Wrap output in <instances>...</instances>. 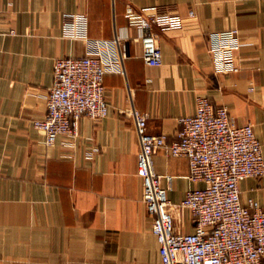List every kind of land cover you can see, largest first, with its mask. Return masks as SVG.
<instances>
[{
    "label": "crops",
    "instance_id": "obj_1",
    "mask_svg": "<svg viewBox=\"0 0 264 264\" xmlns=\"http://www.w3.org/2000/svg\"><path fill=\"white\" fill-rule=\"evenodd\" d=\"M128 7L196 18L157 31L162 64L154 67L142 60ZM230 29L239 34L238 70L215 74L206 36ZM74 33L126 40L125 74L103 78L105 118L81 117L73 143L58 136L47 147L32 121L45 113L54 60L86 54ZM198 95L226 106L237 125L251 124L264 157V0H0V264H160L129 109L148 115L149 133L172 140ZM152 161L156 174L171 176L161 182L172 204L203 186L189 181L185 158L158 149ZM239 196L264 207V176L241 180ZM169 211L174 232L193 231L187 209Z\"/></svg>",
    "mask_w": 264,
    "mask_h": 264
},
{
    "label": "built area",
    "instance_id": "obj_2",
    "mask_svg": "<svg viewBox=\"0 0 264 264\" xmlns=\"http://www.w3.org/2000/svg\"><path fill=\"white\" fill-rule=\"evenodd\" d=\"M126 18L139 32L142 60L148 66L162 64L156 45L157 31L181 28L187 18L170 14H143L131 7ZM81 37L87 45L79 57L56 58L52 85L45 99L43 117L32 121L44 136V145L52 147L58 136L70 144L78 136V120L99 121L108 114L103 78L106 74H125L126 40L115 34L110 39ZM207 52L215 74L238 70L235 56L240 48L237 29L211 32L206 36ZM139 138L136 175L141 179V201L151 218V231L158 243L160 264H264V207L256 200L242 204L239 182L264 176L262 147L251 124L237 125L224 105L212 104L206 96L195 98L193 115L177 118L175 137L147 131L148 115L129 109ZM162 149L166 156L185 158L188 179L202 183L185 193L179 204H172L162 178L153 168V154ZM187 209L193 222L192 232H174L170 208Z\"/></svg>",
    "mask_w": 264,
    "mask_h": 264
}]
</instances>
